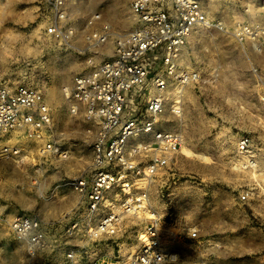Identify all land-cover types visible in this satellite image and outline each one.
Returning a JSON list of instances; mask_svg holds the SVG:
<instances>
[{
	"label": "rangeland",
	"instance_id": "1",
	"mask_svg": "<svg viewBox=\"0 0 264 264\" xmlns=\"http://www.w3.org/2000/svg\"><path fill=\"white\" fill-rule=\"evenodd\" d=\"M132 1L68 0L76 35L64 42L44 33L53 16L49 0H0V82L43 92L53 111L54 140L67 154L41 159V142L30 140L20 158L0 162V264H62L64 249L92 245L86 231L93 220H82L70 185L90 164V140L64 90L90 61L112 53L115 34L134 26ZM199 1L217 27L198 26L189 35L176 72L189 79H169L160 116L161 128L180 134L181 148L155 176L147 206L125 215L113 236L94 242L92 256L132 264L148 222L143 219L155 217L163 264H264V40L240 42L232 34L243 26L264 28V0ZM95 14L113 33L98 46L84 37L99 27L87 25ZM242 135L252 139L253 164L236 150ZM20 214L57 224L47 244L58 248L30 261L8 227ZM70 229L78 234L74 240ZM192 230L194 239L187 237Z\"/></svg>",
	"mask_w": 264,
	"mask_h": 264
},
{
	"label": "built area",
	"instance_id": "2",
	"mask_svg": "<svg viewBox=\"0 0 264 264\" xmlns=\"http://www.w3.org/2000/svg\"><path fill=\"white\" fill-rule=\"evenodd\" d=\"M67 1L49 0L53 16L44 33L71 42L76 30ZM130 9L134 26L115 34L112 53L90 61L64 90L70 113L82 115L90 140V164L70 185L80 199L82 220H93L86 231L92 245L113 236L125 215H137L141 206H147L155 176L180 150V134L160 126L168 82L176 76L179 56L191 32L198 26H216L199 0H133ZM96 24L99 27L84 34L92 46L106 43L113 35L99 14L87 22L88 26ZM232 34L240 42L264 40V28L259 26L239 27ZM185 79H189L187 74L178 72L176 82L181 84ZM262 94L264 98V82ZM53 124L52 107L41 90L0 82V162L20 158L30 140L41 142V159L66 158L54 140ZM236 150L249 164L254 163L250 136H240ZM246 197L241 195V200ZM143 220L148 222L132 264H163L166 256L157 218ZM8 227L12 237L24 243L30 261L48 248H58L47 244V238L57 230L55 223L45 225L35 216L20 214ZM68 233L73 240L78 235L74 229ZM187 237L194 239L197 232L192 230ZM92 245L64 249L62 264H117L90 255Z\"/></svg>",
	"mask_w": 264,
	"mask_h": 264
},
{
	"label": "crops",
	"instance_id": "3",
	"mask_svg": "<svg viewBox=\"0 0 264 264\" xmlns=\"http://www.w3.org/2000/svg\"><path fill=\"white\" fill-rule=\"evenodd\" d=\"M181 233H182V231H181ZM182 234H183V233H182ZM182 234H181V237L183 236ZM188 234H189V233H188ZM188 234H187V235H188ZM194 263H195V262H194ZM191 264H193V263H191Z\"/></svg>",
	"mask_w": 264,
	"mask_h": 264
},
{
	"label": "bare ground",
	"instance_id": "4",
	"mask_svg": "<svg viewBox=\"0 0 264 264\" xmlns=\"http://www.w3.org/2000/svg\"><path fill=\"white\" fill-rule=\"evenodd\" d=\"M11 188H12V187H11ZM8 189H9V188H8ZM8 189H7V190H8ZM10 194H11V192H10ZM152 216H153V215H151V217H152ZM154 218H155V217H154Z\"/></svg>",
	"mask_w": 264,
	"mask_h": 264
}]
</instances>
